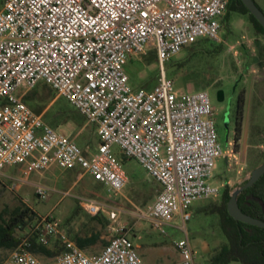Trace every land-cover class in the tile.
I'll list each match as a JSON object with an SVG mask.
<instances>
[{"label":"built area","instance_id":"built-area-1","mask_svg":"<svg viewBox=\"0 0 264 264\" xmlns=\"http://www.w3.org/2000/svg\"><path fill=\"white\" fill-rule=\"evenodd\" d=\"M229 0H0V175L9 166L27 173L52 166L79 170L107 188L113 199L128 184L123 157L135 160L162 190L139 220L156 230L187 212L199 200L222 194L213 182L224 156L208 91L176 90L166 65L199 40L219 41ZM154 50L159 67L152 89L131 85L130 58ZM49 85L88 124L99 144L93 154L48 125L23 100L38 84ZM122 150L118 158L113 147ZM37 195L46 200L48 189ZM90 215L105 206L80 199ZM115 236L95 257L61 233L52 216L34 231L42 245L59 239L62 253L52 264H145L119 211L109 213ZM24 239L5 264H46ZM181 264L197 261L190 239L177 245Z\"/></svg>","mask_w":264,"mask_h":264},{"label":"rangeland","instance_id":"rangeland-1","mask_svg":"<svg viewBox=\"0 0 264 264\" xmlns=\"http://www.w3.org/2000/svg\"><path fill=\"white\" fill-rule=\"evenodd\" d=\"M258 3L264 10V0H258ZM256 41L264 45V37L255 33L248 18L232 15L229 23L223 20L219 41L200 44L195 52L191 51V47L186 48L172 60L173 64L178 65V70L169 69L167 72L176 90L209 91L212 83L219 81L227 90L226 104L234 117L237 98L244 94L240 134L236 132L234 119L232 123L229 122V114L219 131L224 156L217 163L213 182L222 187V194L225 185L230 187L232 193L243 185L251 177L254 165L264 154V66L249 64L257 55ZM220 44L223 50L217 54L214 48ZM150 51L154 50L131 58L135 64L142 66L137 76L131 80L134 87L143 88L142 81L149 78L151 81L155 79L153 86L157 84L158 63L147 64ZM34 89L44 99L42 103L44 110L41 114L44 121L57 132L74 139L80 148L91 154L95 153L99 144L96 127L87 121L83 125L73 120L59 122L57 112L60 107H64L66 100L57 97L56 92L45 83L38 84ZM28 93H25L24 89L20 90L24 97ZM50 93L53 96L49 97ZM210 97L214 105L216 102L212 95ZM67 106L74 109L69 104ZM222 109V106H219L216 112L221 115ZM113 152L118 158H122L120 147L114 146ZM125 170L129 179L128 184L121 195L113 199L107 188L93 180L91 176L85 175L82 180H77L79 170L53 168L42 172L49 177L53 176L54 180L57 179V182L53 183L48 180L42 181L37 173H27L25 167L9 166L3 175H0L5 186L0 197V212L4 208L12 210L23 202L41 217L63 218L65 214L73 213L74 209H77L80 199L90 198L106 202L113 207H122L129 212H135L137 209L146 210L160 192L156 181L149 179L133 159L125 163ZM17 176L31 178L29 183L21 187L18 185L20 181L15 180ZM32 183L44 185L48 189L46 200L37 196L36 186ZM222 194L194 202L187 210L191 214V219L184 224L180 216H176L170 226L163 227L165 233L156 230L150 220H139L131 215H123L119 222L131 229L129 236L145 264H181L177 245L186 238V233L197 261L208 264L211 255L225 242L216 209L221 203ZM143 255H170V258L163 263H157Z\"/></svg>","mask_w":264,"mask_h":264},{"label":"trees","instance_id":"trees-1","mask_svg":"<svg viewBox=\"0 0 264 264\" xmlns=\"http://www.w3.org/2000/svg\"><path fill=\"white\" fill-rule=\"evenodd\" d=\"M254 1L261 8L258 0ZM261 10L264 12L262 8ZM232 15L247 17L249 22L252 24V28L255 33L258 36L264 37V28L255 19V17L250 14L241 0H229L228 11L224 17V22L229 23ZM211 42L212 41L207 39L198 41L196 44L190 46L191 51L195 52L200 44H209ZM255 48L257 55L250 61L249 64L251 65L254 63L259 67H262L264 66V45L260 41H256ZM222 50L223 48L221 44L220 46L214 48V52L217 54H220ZM149 53L150 57L147 59V64L152 65L158 63L156 53L154 51H150ZM171 61L166 65L167 72L169 69L178 70V65L176 66L173 64V61ZM179 67H181V65H179ZM141 68L142 66L140 64H135L131 58L129 59L126 70L131 80L137 76ZM153 80L155 79H152L151 81V78H149L142 81L141 87L148 90L152 89L154 87ZM50 96H53L52 93H50L49 97ZM23 100L35 113L40 115L42 114L44 110V105H42L44 99L39 96L35 89L29 91ZM244 102V94L239 95L235 116V126L238 134L242 131L240 116L243 112ZM67 104L69 103L66 101L64 107H60L57 112L59 122L61 121L62 123L73 120L83 125L86 119L75 109H70ZM128 160L130 159L123 157L124 163ZM263 163L264 154L254 165V169ZM4 190L5 186L0 179V197ZM231 194L232 190L229 186L225 185L221 203L216 207L220 227L225 237V242H223L220 247L215 250L213 255H211L208 264H264V229L244 224L242 222H237L229 215L227 205L231 198ZM238 201L239 206L244 213L264 221V176L253 187L242 192ZM94 218L96 220H100L101 217ZM40 219L41 216L26 206L23 202H21V205L12 210L4 208L0 212V249L14 251L19 248L24 239H29L31 242L29 250L32 253L47 254V246L38 242L37 235L33 227ZM27 228L31 231L28 234L23 235L22 232H24Z\"/></svg>","mask_w":264,"mask_h":264},{"label":"crops","instance_id":"crops-1","mask_svg":"<svg viewBox=\"0 0 264 264\" xmlns=\"http://www.w3.org/2000/svg\"><path fill=\"white\" fill-rule=\"evenodd\" d=\"M53 168H59V167L52 166L45 171L52 170ZM42 172H34V173H37L42 181L48 180L53 183L57 182V179L54 180L53 176H50L51 177L50 178L48 175H45V173H42ZM147 177L151 180H154L150 178L148 175ZM30 178H31L30 176H26L23 178L17 176L15 180L20 181L19 182L20 184L18 183V185H21L22 187L23 184L29 183ZM83 178L84 177H82L80 173L77 175V180H82ZM156 183H157L156 185L158 187V190L161 192L162 190L161 185L157 181ZM32 185H35L36 189L40 186H44V185H39L37 183H32ZM90 199H93V200H96L102 203L106 209L99 215L92 216L88 214L81 207L80 201H79L77 209H74L73 213L69 212V214H65L63 218H59L55 216H52V218L57 223L61 233H63L67 237L68 240L72 241L76 246H78L81 250H83L88 256L95 257V256H99L104 251V249L108 246L110 240L113 238V236H115V232L112 230V227H111V221L109 219L108 213L113 209L118 210L119 211V221H121V217L123 215H131L134 217L135 215H134V212H129L122 207H113L107 204L106 202L99 201L94 198H90ZM94 217H101V218L100 220H96ZM119 221H118V226L126 227L130 233L131 229H129L126 224H122ZM30 231L31 230L27 228L25 229L24 232H22V234L23 235L28 234ZM204 249H206V247H204ZM47 251H48L47 254H35V255L42 262L46 264H52L55 262L56 258L63 251L62 242L56 238L50 240L49 244L47 245ZM11 253L12 251L0 249V264H5L7 260L9 259ZM143 256L149 257L151 261L155 260L157 261V263L159 262L163 263L164 261L170 258V255H143ZM179 258H180V263H181V255H179Z\"/></svg>","mask_w":264,"mask_h":264},{"label":"water","instance_id":"water-1","mask_svg":"<svg viewBox=\"0 0 264 264\" xmlns=\"http://www.w3.org/2000/svg\"><path fill=\"white\" fill-rule=\"evenodd\" d=\"M251 15L261 24L264 28V12L256 4L254 0H241ZM264 176V163L255 168L251 177L241 186H239L232 194L227 205L229 215L237 222H242L254 227L264 229V221L254 218L242 211L239 206L238 198L242 192L253 187Z\"/></svg>","mask_w":264,"mask_h":264},{"label":"flooded vegetation","instance_id":"flooded-vegetation-1","mask_svg":"<svg viewBox=\"0 0 264 264\" xmlns=\"http://www.w3.org/2000/svg\"><path fill=\"white\" fill-rule=\"evenodd\" d=\"M208 93H209V95H212L213 96V98H214V100L216 102L213 105L214 110H215L214 111V120H215L216 129H217L218 136H219V140H220L219 131L222 128V124H224V121L226 120V116L229 114V122L232 123V119H234L235 125H236V117H234L232 115L231 109H228V106L226 104V99L228 97V93H227V90L224 87V85H222L221 83H219V81H215L209 87ZM237 100H238V98H237ZM236 104H237V102H236ZM219 106L220 107L222 106V108H223L221 115H219V113L216 112V108L219 107Z\"/></svg>","mask_w":264,"mask_h":264}]
</instances>
